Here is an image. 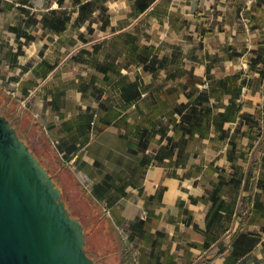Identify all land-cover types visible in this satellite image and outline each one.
Masks as SVG:
<instances>
[{
    "label": "crops",
    "instance_id": "1",
    "mask_svg": "<svg viewBox=\"0 0 264 264\" xmlns=\"http://www.w3.org/2000/svg\"><path fill=\"white\" fill-rule=\"evenodd\" d=\"M67 1L10 26L0 85L122 264H264V0Z\"/></svg>",
    "mask_w": 264,
    "mask_h": 264
},
{
    "label": "water",
    "instance_id": "2",
    "mask_svg": "<svg viewBox=\"0 0 264 264\" xmlns=\"http://www.w3.org/2000/svg\"><path fill=\"white\" fill-rule=\"evenodd\" d=\"M62 196L0 110V264H96Z\"/></svg>",
    "mask_w": 264,
    "mask_h": 264
},
{
    "label": "trees",
    "instance_id": "3",
    "mask_svg": "<svg viewBox=\"0 0 264 264\" xmlns=\"http://www.w3.org/2000/svg\"><path fill=\"white\" fill-rule=\"evenodd\" d=\"M65 0H59L62 4ZM61 15L69 16L67 11ZM65 26L62 20L57 29ZM0 110L16 127L42 165L49 171L53 181L63 194V200L72 217L79 218L85 228L86 250L96 264H122L119 242L111 226L106 211L87 193L79 183L72 169L56 154L48 142L37 131V124L31 114L17 101L0 94ZM41 144L40 153L31 144Z\"/></svg>",
    "mask_w": 264,
    "mask_h": 264
},
{
    "label": "rangeland",
    "instance_id": "4",
    "mask_svg": "<svg viewBox=\"0 0 264 264\" xmlns=\"http://www.w3.org/2000/svg\"><path fill=\"white\" fill-rule=\"evenodd\" d=\"M69 1L70 0H68L64 5H69ZM51 7L58 8L55 0H0V39H11L14 37V32L12 29H10V26H16L20 29H23L24 27L30 29L31 26H33V29L39 28L40 26H38V24L31 25L29 23L24 26L23 22L26 21V17H28V19L31 21L32 18L41 14H48L49 12L46 9ZM0 94L1 96H5L11 100H14L7 91L1 88V85ZM31 146L36 152L40 153V143H33ZM62 161L71 168L69 162H66L63 159ZM114 233L117 239H120L117 232L114 231Z\"/></svg>",
    "mask_w": 264,
    "mask_h": 264
},
{
    "label": "built area",
    "instance_id": "5",
    "mask_svg": "<svg viewBox=\"0 0 264 264\" xmlns=\"http://www.w3.org/2000/svg\"><path fill=\"white\" fill-rule=\"evenodd\" d=\"M69 164L72 165L70 162H69ZM106 214H108V213L106 212Z\"/></svg>",
    "mask_w": 264,
    "mask_h": 264
}]
</instances>
